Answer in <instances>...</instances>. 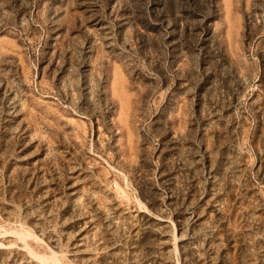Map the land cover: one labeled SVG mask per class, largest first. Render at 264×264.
Wrapping results in <instances>:
<instances>
[{"label": "rangeland", "instance_id": "obj_1", "mask_svg": "<svg viewBox=\"0 0 264 264\" xmlns=\"http://www.w3.org/2000/svg\"><path fill=\"white\" fill-rule=\"evenodd\" d=\"M0 264H264V0H0Z\"/></svg>", "mask_w": 264, "mask_h": 264}]
</instances>
